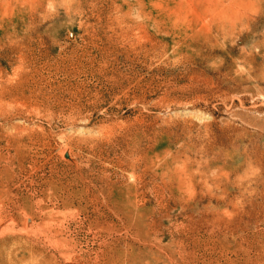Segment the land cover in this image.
I'll list each match as a JSON object with an SVG mask.
<instances>
[{
  "label": "rangeland",
  "instance_id": "rangeland-1",
  "mask_svg": "<svg viewBox=\"0 0 264 264\" xmlns=\"http://www.w3.org/2000/svg\"><path fill=\"white\" fill-rule=\"evenodd\" d=\"M0 264H264V0H0Z\"/></svg>",
  "mask_w": 264,
  "mask_h": 264
}]
</instances>
